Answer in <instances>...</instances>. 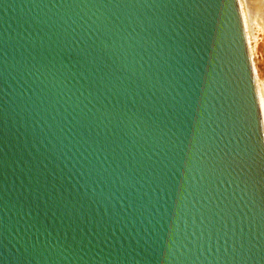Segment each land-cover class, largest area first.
I'll return each mask as SVG.
<instances>
[{"label": "water", "instance_id": "obj_1", "mask_svg": "<svg viewBox=\"0 0 264 264\" xmlns=\"http://www.w3.org/2000/svg\"><path fill=\"white\" fill-rule=\"evenodd\" d=\"M0 264H264L236 0H0Z\"/></svg>", "mask_w": 264, "mask_h": 264}, {"label": "bare ground", "instance_id": "obj_2", "mask_svg": "<svg viewBox=\"0 0 264 264\" xmlns=\"http://www.w3.org/2000/svg\"><path fill=\"white\" fill-rule=\"evenodd\" d=\"M236 1L240 13L241 23L245 35L249 57L251 60L254 83H255V92L257 96V102H258L259 113H260L261 123L263 127V135H264V86H263L264 84H259L257 82L255 67L252 62L253 46H251L250 43L253 37H255L254 36L255 26L260 28V16L262 15L261 13L262 0H236Z\"/></svg>", "mask_w": 264, "mask_h": 264}, {"label": "rangeland", "instance_id": "obj_3", "mask_svg": "<svg viewBox=\"0 0 264 264\" xmlns=\"http://www.w3.org/2000/svg\"><path fill=\"white\" fill-rule=\"evenodd\" d=\"M261 8L260 28L255 26V37H253L250 43L251 46H253L252 62L255 67L257 82L259 84H264V0H262Z\"/></svg>", "mask_w": 264, "mask_h": 264}]
</instances>
